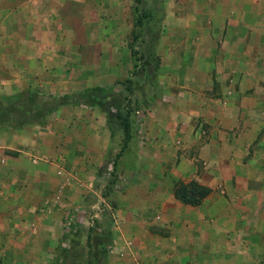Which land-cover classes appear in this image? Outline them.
I'll use <instances>...</instances> for the list:
<instances>
[{
  "label": "crops",
  "instance_id": "obj_1",
  "mask_svg": "<svg viewBox=\"0 0 264 264\" xmlns=\"http://www.w3.org/2000/svg\"><path fill=\"white\" fill-rule=\"evenodd\" d=\"M0 264H264V0H0Z\"/></svg>",
  "mask_w": 264,
  "mask_h": 264
},
{
  "label": "trees",
  "instance_id": "obj_2",
  "mask_svg": "<svg viewBox=\"0 0 264 264\" xmlns=\"http://www.w3.org/2000/svg\"><path fill=\"white\" fill-rule=\"evenodd\" d=\"M141 0H134V2L138 5L140 4ZM140 20V17H139ZM141 23H139L138 25H140ZM130 90V88L128 89ZM128 105V104H127ZM131 116V109H129V107L126 108V112H125V117L123 116L121 118V125L123 126V130H124V136H125V140H124V145L126 144V142L128 141L129 137H130V127H129V117ZM208 190L197 186L196 184H191L190 187L187 189L186 187H179L176 191H175V196L181 200L184 203H188V204H192V205H197L199 204L200 200L207 195Z\"/></svg>",
  "mask_w": 264,
  "mask_h": 264
},
{
  "label": "built area",
  "instance_id": "obj_3",
  "mask_svg": "<svg viewBox=\"0 0 264 264\" xmlns=\"http://www.w3.org/2000/svg\"><path fill=\"white\" fill-rule=\"evenodd\" d=\"M54 163L58 166L59 171L58 173L61 174L62 170L65 169L66 160L64 159V155L61 153L60 157L54 161ZM63 165V167H61Z\"/></svg>",
  "mask_w": 264,
  "mask_h": 264
},
{
  "label": "rangeland",
  "instance_id": "obj_4",
  "mask_svg": "<svg viewBox=\"0 0 264 264\" xmlns=\"http://www.w3.org/2000/svg\"><path fill=\"white\" fill-rule=\"evenodd\" d=\"M134 23H135V25H137L138 26V24L140 23V21L141 20H139V18L137 17V18H135V19H133L132 20ZM139 33L137 32V30H135V32H133V38H137V35H138ZM136 36V37H135ZM128 88H130V86H128ZM117 169H115V172L113 173V177L114 178H111V181H113V180H115L116 179V177H117Z\"/></svg>",
  "mask_w": 264,
  "mask_h": 264
}]
</instances>
